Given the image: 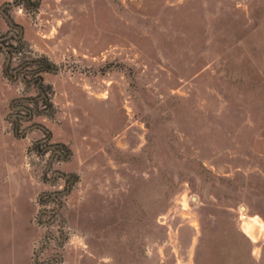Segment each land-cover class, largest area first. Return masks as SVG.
<instances>
[{"label": "rangeland", "instance_id": "rangeland-1", "mask_svg": "<svg viewBox=\"0 0 264 264\" xmlns=\"http://www.w3.org/2000/svg\"><path fill=\"white\" fill-rule=\"evenodd\" d=\"M13 1L57 68L16 135L0 46V264H264V0Z\"/></svg>", "mask_w": 264, "mask_h": 264}, {"label": "trees", "instance_id": "trees-1", "mask_svg": "<svg viewBox=\"0 0 264 264\" xmlns=\"http://www.w3.org/2000/svg\"><path fill=\"white\" fill-rule=\"evenodd\" d=\"M15 3L28 5L32 3L37 6L39 0H14ZM9 34L0 36L1 50L6 53L7 59L3 65V72L5 75L16 76L20 75L24 81H28L33 85L34 91L25 96H14L9 102L8 121L12 125L13 132L16 135H23L24 130L20 128V120L24 116L31 120L34 115L42 113H51L53 109V102L51 99V85L44 81L43 74L47 71H54L57 64L44 54H33L30 49L23 50L19 45L21 42V31L17 32L11 29ZM6 38V39H5ZM9 38H15L18 42L13 43L7 41ZM18 57V62L12 65L11 59L13 54ZM11 70V71H10ZM58 149L61 152V158H67L71 150L63 142L57 143ZM47 149L42 152L45 153ZM62 192V189L46 190L39 194L38 202L40 205L45 204L48 200L56 197L57 193ZM53 195V196H52ZM58 208L61 207L63 201L59 199ZM42 211V208L39 210ZM37 221L40 220L39 213L36 215Z\"/></svg>", "mask_w": 264, "mask_h": 264}]
</instances>
